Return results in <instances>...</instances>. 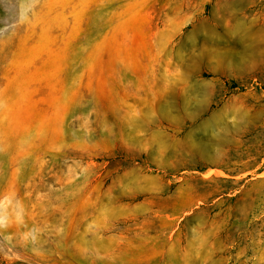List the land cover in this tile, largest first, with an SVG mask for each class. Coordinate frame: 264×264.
Here are the masks:
<instances>
[{"label": "rangeland", "instance_id": "obj_1", "mask_svg": "<svg viewBox=\"0 0 264 264\" xmlns=\"http://www.w3.org/2000/svg\"><path fill=\"white\" fill-rule=\"evenodd\" d=\"M0 264H264V0H0Z\"/></svg>", "mask_w": 264, "mask_h": 264}]
</instances>
